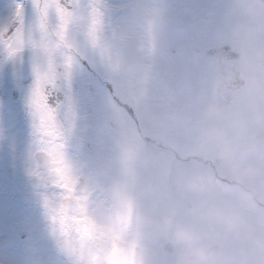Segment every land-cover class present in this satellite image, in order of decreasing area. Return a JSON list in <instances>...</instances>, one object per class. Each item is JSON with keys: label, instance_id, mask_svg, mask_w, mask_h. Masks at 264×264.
Wrapping results in <instances>:
<instances>
[{"label": "rangeland", "instance_id": "1", "mask_svg": "<svg viewBox=\"0 0 264 264\" xmlns=\"http://www.w3.org/2000/svg\"><path fill=\"white\" fill-rule=\"evenodd\" d=\"M6 2L0 0V17ZM113 3L119 8L96 52L100 86L91 94L75 86L76 116L64 148L72 185L79 176L86 182L72 196L86 215L90 263L108 253L114 256L111 264H176L179 247L174 244L169 253L164 246L172 242L171 232L183 227L225 257L243 252L246 264H264V247L254 244L264 241V22L240 15L236 0ZM248 24L256 25L254 38L239 42L236 31ZM24 63L13 75L12 64L6 70L0 65V91L26 106L32 74L30 59ZM25 125L32 130L28 112ZM31 133L9 144L13 151L24 149L17 168L29 174L35 168ZM164 141L167 161L162 158L166 147L158 146ZM221 145L230 158L221 155ZM173 148L197 153L173 163ZM11 153L4 154L5 161H11ZM189 177L202 178L206 187L189 189L184 183ZM157 178L161 185L153 184ZM12 182L4 185L8 196L19 193L25 208L31 207L32 197L23 191L31 180ZM34 184L39 200L29 215L37 224L47 220L52 238L64 248L65 227L81 226L77 211L62 217L48 199L53 204L66 190L39 180ZM228 217L236 218L235 227L229 228ZM165 221H170L167 231ZM115 237L124 245H110ZM98 241L102 256L93 248Z\"/></svg>", "mask_w": 264, "mask_h": 264}, {"label": "snow or ice", "instance_id": "2", "mask_svg": "<svg viewBox=\"0 0 264 264\" xmlns=\"http://www.w3.org/2000/svg\"><path fill=\"white\" fill-rule=\"evenodd\" d=\"M118 8L113 0H7L0 17V65H18L26 51L30 54L32 80L25 103L33 175L66 190L65 198L73 190L64 148L76 116L75 86L87 94L100 86L96 52Z\"/></svg>", "mask_w": 264, "mask_h": 264}, {"label": "flooded vegetation", "instance_id": "3", "mask_svg": "<svg viewBox=\"0 0 264 264\" xmlns=\"http://www.w3.org/2000/svg\"><path fill=\"white\" fill-rule=\"evenodd\" d=\"M23 58L25 59L23 63H20V67L24 66V62L29 59V55H25ZM13 74H16V70L11 72V75ZM1 93L3 96L0 97V99L6 100V102L0 103V137L5 139L6 144H2L0 140V264H33L36 261L44 262L46 264H111L109 261H112L114 256H111L108 253L104 257H99L94 260L93 263H90L89 246L88 242L85 240L89 227H87L85 224L86 220L83 218L86 217V215L82 213L83 209L79 212V201L72 196V192L80 190L85 186L86 182H84L85 178L83 176H79V183L75 182V184L72 185L73 190L69 198H65V194H61L54 199L55 201L53 204H51V200L48 199L50 202L49 205L53 206V209L57 212H61L63 215L62 217L66 215V219L72 217L73 210H76L77 218L75 220L81 222L80 228H77L75 231H72L71 229L67 230L68 227H65L64 236L67 238L66 249L65 247L61 248L60 245L58 246L56 240L52 238L53 234H51L49 227L45 222L47 220L39 219L37 220L39 222L37 224L35 223L36 216L33 214L29 215L31 210H33L32 207L34 208L35 206L33 203L39 200L37 193L34 191L38 185H35L34 183H37L38 180L39 183L40 181L46 183V181L38 179L33 173L29 174L24 171L19 172L17 167L23 162L24 149L18 148L17 151H13L9 144L18 140V138L14 137H24L25 133L29 134L32 130L26 131L25 128V115L27 109L24 102L19 103L8 101L5 99V94L0 91V94ZM27 140L30 141L31 139L27 138ZM8 150L13 152L10 154L11 161L8 159L5 161L3 158ZM30 151L31 153L34 151V146L30 147ZM40 169L43 175L48 176V173L42 171L43 169H46V166L43 164V158H41ZM7 179H14V182L12 183L19 185L28 182L29 179L31 180V186L23 187V191L32 197L29 202V206L31 205V207L25 208L26 202L20 200V198L24 197L19 193L18 195H16L17 193L12 194V197L8 196V193L5 191L7 188L4 186L9 185L7 184ZM80 185H82V187H80ZM43 186L40 185V188ZM39 196L40 198L43 197L41 194H39ZM64 199L72 200L69 204H66L65 202L63 203ZM60 201L62 203H60ZM74 207H76V209H73ZM25 210L27 212H25ZM38 212L39 209L36 213L38 214ZM9 213H11V215L8 217L7 215ZM28 217L32 221L27 223L26 219H28ZM46 217L49 218L50 216ZM10 221L11 223H16V225L10 224ZM74 233H77L76 240H72L71 238L74 236ZM116 238L120 239L119 237H115V239L110 241L109 244L118 247L123 246L124 242H121V245H118L116 242L118 239ZM102 244L103 242L98 241L94 242L93 246L101 256L102 249L104 248ZM58 248L60 249L58 250ZM131 260L132 258L128 261Z\"/></svg>", "mask_w": 264, "mask_h": 264}, {"label": "clouds", "instance_id": "4", "mask_svg": "<svg viewBox=\"0 0 264 264\" xmlns=\"http://www.w3.org/2000/svg\"><path fill=\"white\" fill-rule=\"evenodd\" d=\"M242 7L239 9V14L250 18V20H259L264 22V0H236ZM255 24H248L240 27L236 31V39L239 42L252 40L255 35ZM221 155L225 158H230V150L221 145ZM249 170H245L237 176L238 180H243ZM185 185L189 189L202 190L206 185L200 177H189L184 180ZM127 203V197H122ZM227 223L229 228L236 226V218L228 217ZM165 231L170 227V221H165L162 226ZM170 238L172 242L180 249L176 264H246V256L243 252L233 254L231 257H225L217 249L211 245L198 243L199 237L191 230L183 227H178L171 232ZM254 244L264 247V241L256 240Z\"/></svg>", "mask_w": 264, "mask_h": 264}, {"label": "bare ground", "instance_id": "5", "mask_svg": "<svg viewBox=\"0 0 264 264\" xmlns=\"http://www.w3.org/2000/svg\"><path fill=\"white\" fill-rule=\"evenodd\" d=\"M164 147H166V151H168L169 149H168V146L165 144V146ZM172 150V149H171ZM173 150L174 151H172L175 155H177V157L175 158V155H173V157L172 158H174L175 160H174V162L173 163H179L180 161H177V160H184V159H182V156H184L185 157V159L188 157V156H190V158L192 159L193 157H195L196 156V154L195 153H197V151H187L188 152V154L187 155H184L183 154V151H180V150H177V148H173ZM200 153H202V151H200ZM165 156H162V158H163V161H167V156H168V154L166 153V154H164ZM171 156V155H170ZM157 180H160V178H157V179H155L154 180V182H153V184L154 185H161L162 184V181H157ZM162 180H165L164 178H162ZM163 183H164V181H163ZM116 242H117V244L118 245H121V242H119V240H116ZM169 244H171L172 246H173V248H174V243H172V242H168L165 246H164V250L166 251V252H169V253H171V252H173V249L172 250H169V249H167V246L169 245Z\"/></svg>", "mask_w": 264, "mask_h": 264}, {"label": "trees", "instance_id": "6", "mask_svg": "<svg viewBox=\"0 0 264 264\" xmlns=\"http://www.w3.org/2000/svg\"><path fill=\"white\" fill-rule=\"evenodd\" d=\"M167 143V141H164V143H160V145H158L159 147L160 146H165V144ZM162 144H164V145H162ZM168 144V143H167ZM172 146V145H171ZM171 151H174L173 149L171 150ZM162 153L164 154L165 152L162 150ZM166 153L168 154V151H166ZM182 159H185V157L184 156H182Z\"/></svg>", "mask_w": 264, "mask_h": 264}, {"label": "water", "instance_id": "7", "mask_svg": "<svg viewBox=\"0 0 264 264\" xmlns=\"http://www.w3.org/2000/svg\"><path fill=\"white\" fill-rule=\"evenodd\" d=\"M9 65H11V63H10ZM167 249L172 250V249H173V246H172L171 244H169V245L167 246Z\"/></svg>", "mask_w": 264, "mask_h": 264}]
</instances>
